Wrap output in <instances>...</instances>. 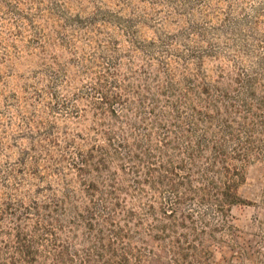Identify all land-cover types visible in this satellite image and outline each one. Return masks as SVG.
<instances>
[{
  "label": "trees",
  "instance_id": "trees-1",
  "mask_svg": "<svg viewBox=\"0 0 264 264\" xmlns=\"http://www.w3.org/2000/svg\"><path fill=\"white\" fill-rule=\"evenodd\" d=\"M262 19L264 5L233 23L245 60L213 80L199 56L180 80L162 67L100 82L104 141L76 153L61 190L0 199V264H264V219L254 244L234 222L248 166L264 164Z\"/></svg>",
  "mask_w": 264,
  "mask_h": 264
},
{
  "label": "rangeland",
  "instance_id": "rangeland-1",
  "mask_svg": "<svg viewBox=\"0 0 264 264\" xmlns=\"http://www.w3.org/2000/svg\"><path fill=\"white\" fill-rule=\"evenodd\" d=\"M262 5L264 0H0L1 201L42 199L49 188L73 183V158L99 136L100 82H123L162 67V78L180 80L196 73L199 56L213 80L219 67L231 71L238 56L245 57L231 49L233 23L253 19ZM241 194L251 205L234 210L237 241L254 244L250 234L264 219L263 163L248 166Z\"/></svg>",
  "mask_w": 264,
  "mask_h": 264
}]
</instances>
